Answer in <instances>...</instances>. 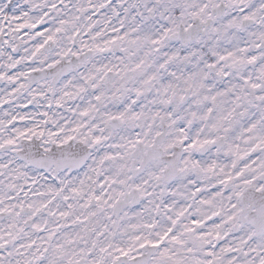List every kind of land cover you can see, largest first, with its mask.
<instances>
[{"label":"snow or ice","instance_id":"1","mask_svg":"<svg viewBox=\"0 0 264 264\" xmlns=\"http://www.w3.org/2000/svg\"><path fill=\"white\" fill-rule=\"evenodd\" d=\"M0 264H264V0H0Z\"/></svg>","mask_w":264,"mask_h":264}]
</instances>
